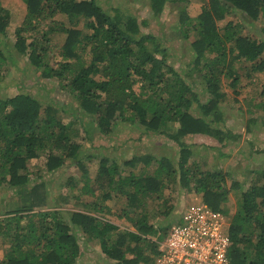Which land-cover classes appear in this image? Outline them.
<instances>
[{"label":"trees","instance_id":"trees-1","mask_svg":"<svg viewBox=\"0 0 264 264\" xmlns=\"http://www.w3.org/2000/svg\"><path fill=\"white\" fill-rule=\"evenodd\" d=\"M22 1L25 14L14 31L13 47L30 61L42 83H56L67 97L55 100L48 95L45 102L25 92L0 97V186L24 195L23 205L0 216V245H7L0 264H74L80 254L74 230L98 240L102 252L117 263L152 264L172 221L154 226L146 206L149 200L161 199L164 210L153 207L152 212L169 215L173 205L164 190L170 183L201 195L202 202L229 218V264H264V178L241 190L238 208L227 210L228 194L241 189L238 182L228 187L224 173L203 170L183 141L194 134L221 143L231 137L221 123L220 100L227 94L225 82L237 93L241 78L264 75V36L245 32L246 23L264 18V0H205L196 16L188 14L185 6H176L181 37L193 36L190 46L195 56L187 74L196 73L201 93L192 80L167 64L159 38L142 32L135 15L111 13L96 0ZM142 1L152 13L160 14L169 3L185 0ZM231 13L239 20L220 26L218 21ZM57 14L67 22L55 19ZM47 19L50 23L44 25ZM9 22L10 12L0 6V79L6 63L14 61V52L4 40ZM260 30L264 35V26ZM56 33H63L64 40L52 47L51 36ZM56 49L59 59L52 60ZM258 96L255 106L264 125V80ZM59 112L87 117L104 134L111 132L117 119L136 121L146 133L174 140L178 159L135 156L123 163L132 167L142 163L138 174L124 172L107 156L93 163L95 155L84 153L80 133L64 123ZM88 124L83 123L81 130L88 132ZM42 155L47 172L62 167L67 159L78 166L85 182L80 191L97 196L87 205L103 214L72 212L66 217L51 208L44 182L31 185L28 172V162ZM152 160L157 165L148 172ZM76 181L69 178L67 184L77 189ZM119 196L124 198L119 217H126L137 231L121 229L105 217L116 213L109 202Z\"/></svg>","mask_w":264,"mask_h":264},{"label":"rangeland","instance_id":"rangeland-1","mask_svg":"<svg viewBox=\"0 0 264 264\" xmlns=\"http://www.w3.org/2000/svg\"><path fill=\"white\" fill-rule=\"evenodd\" d=\"M96 2L111 13L135 15L142 32L151 33L159 38L167 52V64L175 68L186 80H192L194 88L201 93L196 73L189 77L187 74L191 70V60L195 56L190 46L193 36L191 35L187 39L181 37L176 6H185L188 14L196 16L201 11V5L205 0H185L175 4L169 3L160 14L152 13L149 6H147V2L142 0H96ZM0 6L10 12V22L4 40L9 49L14 52V61L9 60L2 69L0 97L25 92L35 96L41 102L48 100V95L55 100H65L67 97L65 90H60L56 83L51 81L42 83V79L34 72V67L30 61L13 47L16 40L14 31L21 24L25 14L23 1L0 0ZM55 19L67 22L63 14H57ZM228 20L237 22L239 17L231 13L223 20L218 21V24L223 26ZM48 23H50V20L47 19L43 24ZM246 24L245 32L264 36L260 30L261 26H264V18H260L254 24ZM82 26L83 22L78 25V28H82ZM84 30L89 32L87 29ZM2 37L0 34V39ZM63 40L64 34L56 33L51 36L50 45L54 47V45L61 44ZM52 54L54 58L52 60L59 59L57 49L53 50ZM263 80L264 75L259 76V78L243 77L236 87L237 93L225 82L224 87L227 94L220 100V111L223 117L221 123L224 124L227 130L231 131L230 138L224 140L223 143L204 134L188 135L183 138V141L189 144L193 151L191 159L199 163L203 170H218L222 174L224 173V184L228 187L231 182H238L241 189L230 191L228 201L224 204L227 210L238 208L241 190L264 178V125L262 124V112L255 106L254 100L259 99V88ZM200 96L205 99L203 94ZM194 113L197 114L196 111ZM72 114L73 112H68L63 115L62 112H59L63 122L72 124V129L80 133L79 140L82 143L84 153L95 155L93 163H97L101 156H107L111 161L114 160L118 163L124 169V172L127 173L133 170L134 173L138 174V171L144 166L142 163H139L137 167L127 166L123 163L135 156L142 158L148 156H151V158L164 157L172 161L178 159L179 147L174 140L163 134L146 133L144 127L136 121L117 119L111 126V132L104 134L100 133L94 124L91 125V121L87 117L80 118L81 115L78 114V117L75 118L72 117ZM129 114V112H126V116H129ZM87 122L89 123V131H82L83 123L87 124ZM218 126L222 125L219 124ZM156 165V162L152 160V164L147 166V171H153ZM95 168L96 164H93L90 179L93 178ZM28 172L31 185L44 182L50 197L48 199H51V201L49 200L51 208L58 209L66 217L71 215L72 212L98 216L103 214L94 211L92 205H87V202H94L97 196L87 195L80 191V187L85 182L81 179L78 166L70 159L65 160L63 166L57 170L47 172L45 169V156L42 155L28 162ZM69 178L77 180V189H73L67 184ZM90 184L92 185V181ZM172 186V183H170V186L164 190V196L170 197L169 202L173 205L172 212L169 215L154 214L152 212L153 209L151 208L153 207L164 210L161 206V199L148 201L146 209L150 214H153L150 221L155 224L154 226H165L171 221L173 224L185 207L201 201V195L188 189H180L178 184ZM76 195H80L81 199H77ZM21 197H24V195H19L4 185L0 186V216L5 211L13 209L15 205H23L24 198ZM65 198L66 200H63ZM109 204L112 211L115 210L116 213L106 214L105 217L108 220L121 229L137 231L126 217H119L118 215L119 208L124 204V198L119 196L115 202L110 201ZM74 233H76L80 245V254L74 264H120L109 259L102 252L98 240H89L88 236L83 235L80 230H74ZM134 244V242L131 243L132 246ZM6 246V244L0 245V256ZM129 256L130 254H127V258ZM140 264H144V262Z\"/></svg>","mask_w":264,"mask_h":264},{"label":"built area","instance_id":"built-area-1","mask_svg":"<svg viewBox=\"0 0 264 264\" xmlns=\"http://www.w3.org/2000/svg\"><path fill=\"white\" fill-rule=\"evenodd\" d=\"M228 219L202 201L185 207L152 264H229Z\"/></svg>","mask_w":264,"mask_h":264},{"label":"clouds","instance_id":"clouds-1","mask_svg":"<svg viewBox=\"0 0 264 264\" xmlns=\"http://www.w3.org/2000/svg\"><path fill=\"white\" fill-rule=\"evenodd\" d=\"M161 242H162V241H161ZM161 242H159V244H160Z\"/></svg>","mask_w":264,"mask_h":264}]
</instances>
